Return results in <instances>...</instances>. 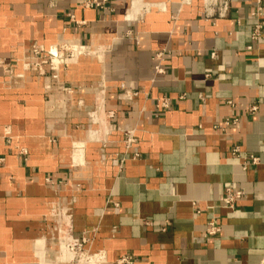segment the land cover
<instances>
[{"label":"crops","instance_id":"crops-1","mask_svg":"<svg viewBox=\"0 0 264 264\" xmlns=\"http://www.w3.org/2000/svg\"><path fill=\"white\" fill-rule=\"evenodd\" d=\"M255 9L0 0V264H264ZM61 43L78 52L29 65Z\"/></svg>","mask_w":264,"mask_h":264},{"label":"built area","instance_id":"built-area-1","mask_svg":"<svg viewBox=\"0 0 264 264\" xmlns=\"http://www.w3.org/2000/svg\"><path fill=\"white\" fill-rule=\"evenodd\" d=\"M262 0H256V9L253 12V15L256 17V23L254 29L251 34L252 40H257L261 35L264 34V15L262 13ZM250 48V46H249ZM78 52L74 45H70L67 43H61L59 45H53L48 48L43 45H33L31 49V62L29 65L34 69L43 70L44 65H49L50 68L56 69L59 64L64 63L67 57L73 55V53ZM160 58V54L157 55ZM157 70L159 68L157 67ZM161 104L166 105V101H162ZM254 110V108L252 109ZM237 149H234L236 152ZM252 163H257L258 158L251 155ZM243 194L242 191L235 189L234 187L228 186L224 190V194L222 196V202L224 205L232 207L237 199L241 197ZM211 232L215 230L214 223H210ZM82 242L81 241H69L65 247L71 252H77L81 249Z\"/></svg>","mask_w":264,"mask_h":264},{"label":"rangeland","instance_id":"rangeland-1","mask_svg":"<svg viewBox=\"0 0 264 264\" xmlns=\"http://www.w3.org/2000/svg\"><path fill=\"white\" fill-rule=\"evenodd\" d=\"M75 46V45H74ZM75 48H76V51H78V48L75 46ZM80 51V50H79ZM73 257V256H72ZM75 260H76V258L74 259V263H75Z\"/></svg>","mask_w":264,"mask_h":264},{"label":"bare ground","instance_id":"bare-ground-1","mask_svg":"<svg viewBox=\"0 0 264 264\" xmlns=\"http://www.w3.org/2000/svg\"><path fill=\"white\" fill-rule=\"evenodd\" d=\"M65 246V245H64Z\"/></svg>","mask_w":264,"mask_h":264}]
</instances>
